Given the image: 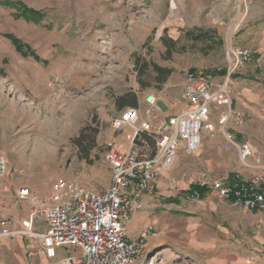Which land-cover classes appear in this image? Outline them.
I'll return each instance as SVG.
<instances>
[{
    "label": "rangeland",
    "instance_id": "1",
    "mask_svg": "<svg viewBox=\"0 0 264 264\" xmlns=\"http://www.w3.org/2000/svg\"><path fill=\"white\" fill-rule=\"evenodd\" d=\"M10 1L0 5L2 179L41 197L59 180L108 188V144L124 145L118 139L131 134L111 128L130 108L119 109V100L135 96L139 107L143 94L163 91L174 113L187 74L221 76L226 50L254 39L251 32L235 34L244 0ZM24 10L40 19L23 18ZM154 66L170 73L164 77ZM240 116L238 126H220L215 111L209 120L216 136L224 130L240 144L247 141L228 127H240ZM210 139L204 132L198 154L181 153L159 179L150 208L126 227L130 237L151 229L141 264H264L263 212L209 189L200 199L187 193L192 185L229 175L250 178L236 148L209 147ZM14 206L12 200L8 207L19 216L29 214L28 206Z\"/></svg>",
    "mask_w": 264,
    "mask_h": 264
},
{
    "label": "built area",
    "instance_id": "2",
    "mask_svg": "<svg viewBox=\"0 0 264 264\" xmlns=\"http://www.w3.org/2000/svg\"><path fill=\"white\" fill-rule=\"evenodd\" d=\"M226 68L221 78L210 74H187L181 84L178 108L170 113L169 99L161 91L147 92L142 106L125 108L111 121L113 132L130 129L125 144L112 141L104 154L110 171V183L103 191L81 185L76 180L57 181L48 197H41L26 186L16 189L14 201L26 205L28 217L14 219L5 213L0 194V240L29 239L52 264H141L151 229L129 239L127 225L139 211L149 209L143 198L153 195L159 179L174 166L179 152L198 154L202 134L211 138L215 130L209 118L212 108L218 123L241 124L239 113L230 109V79L241 68L251 65L264 69V57L247 48H228ZM225 145L237 149L239 162L248 167L251 150L238 145L231 134L222 132ZM248 180L229 175L198 184L224 201L248 211L264 213V166ZM7 174V162L0 154V180ZM200 199L198 193L190 195ZM44 229L40 230L39 226ZM59 250H68L58 257Z\"/></svg>",
    "mask_w": 264,
    "mask_h": 264
},
{
    "label": "crops",
    "instance_id": "3",
    "mask_svg": "<svg viewBox=\"0 0 264 264\" xmlns=\"http://www.w3.org/2000/svg\"><path fill=\"white\" fill-rule=\"evenodd\" d=\"M245 32H251L254 39L253 42L249 41L247 44H244V48L252 51L257 57H264V0H244L240 29L235 34H242ZM255 41L257 42L255 43ZM222 75L219 76V78H221ZM229 87L231 92L230 109L243 116V123L240 127L234 128L232 124L231 126L229 124L228 127L234 132L241 134L242 139L247 142L240 144L246 143L251 150V156L247 159L249 166L242 167L244 177L249 178L259 174V168L264 166V69L254 70L251 65L244 66L232 76ZM214 111L217 112V109L212 108V113ZM124 137L123 135L122 138L118 140L124 141ZM234 141L237 143L235 135ZM218 144L222 149H227V144L225 145L223 135L218 134L216 136L215 134V136L209 140L208 145L209 147H215ZM237 144L240 145L239 143ZM181 153L188 154L186 152H179L177 159L181 156ZM17 188L14 182H8L4 179L0 180V194L4 198L6 205L5 213L14 219H23L28 216H19L16 213V211L20 213L17 208L11 210L10 207H8L12 200L14 201ZM150 196L143 198V203L145 205H152ZM172 203L173 205H178L177 200L172 201ZM15 206H17L16 203ZM20 206L25 207L26 205ZM139 212L135 214L129 224H131L133 219L139 216ZM260 219L263 221L264 226V216H260ZM39 229L43 230L44 226L40 225ZM139 233L140 231L137 233L135 232L134 235L128 237L129 239H134ZM68 253V250H59L57 256H65ZM0 264H52V262L47 260L43 252L29 239L16 237L12 240H0Z\"/></svg>",
    "mask_w": 264,
    "mask_h": 264
},
{
    "label": "trees",
    "instance_id": "4",
    "mask_svg": "<svg viewBox=\"0 0 264 264\" xmlns=\"http://www.w3.org/2000/svg\"><path fill=\"white\" fill-rule=\"evenodd\" d=\"M0 5H13V3L11 4L10 0H0ZM22 16H23V18L31 20V21H34V22H36V21H38L40 19L39 18V13L35 12V11L24 10ZM9 39H11V42L15 45V47H17V48L19 47L20 44H19V42L16 39L11 38V37H9ZM165 43H166V41H165ZM154 69L159 74H161V75L163 74L164 77H166L170 73L169 71L160 69V68H158L156 66H154ZM221 74H224V70H221ZM158 81L162 82V79L158 78ZM125 107H130V108H136L137 107V101H136L135 96H133L129 101H126L125 99H120L119 100L118 108L119 109H123ZM76 143L79 146H81V142L79 140L76 141ZM207 190H208L207 188L200 187L198 184H196V185H192L189 188V190L187 191V193L189 195H192L194 192H196V193H198L200 198H203L204 195L206 194Z\"/></svg>",
    "mask_w": 264,
    "mask_h": 264
}]
</instances>
